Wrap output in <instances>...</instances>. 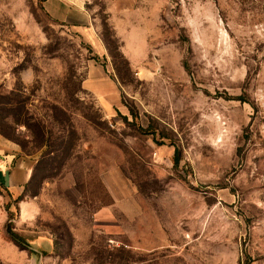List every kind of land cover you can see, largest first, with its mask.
Listing matches in <instances>:
<instances>
[{"label": "rangeland", "instance_id": "rangeland-1", "mask_svg": "<svg viewBox=\"0 0 264 264\" xmlns=\"http://www.w3.org/2000/svg\"><path fill=\"white\" fill-rule=\"evenodd\" d=\"M111 1L85 2L121 52ZM132 2L147 35L118 79L43 0H0V136L32 171L0 183V264H264V0ZM94 63L110 116L82 88Z\"/></svg>", "mask_w": 264, "mask_h": 264}, {"label": "crops", "instance_id": "crops-1", "mask_svg": "<svg viewBox=\"0 0 264 264\" xmlns=\"http://www.w3.org/2000/svg\"><path fill=\"white\" fill-rule=\"evenodd\" d=\"M86 0H43V8L47 15L54 21L66 24L83 39L89 43L94 53L103 58L107 55L105 46L97 32V20L92 16L88 9ZM123 3L118 0H112L106 5V14L108 23L114 31L117 39L123 42L124 47L121 52L128 60L131 68L139 63L143 57L142 52L131 50L125 40L134 38H146L147 35V19L139 17L140 21L135 22V15H143L142 10L134 9V2ZM144 42V43H143ZM141 42L140 47L146 48L145 41ZM127 48V49H126ZM133 55V56H131ZM141 56V57H136ZM83 90L91 94L98 104H100L103 112L107 116L112 115L115 109L121 106V100L118 96V87L113 78L108 75L106 70L96 63L89 66L87 76L82 84ZM11 144L5 142L0 136V183L7 189L17 193L23 191L24 187L29 183L32 171L25 164L17 163V165L9 170L7 164L14 159V150L11 149ZM4 156V161L1 157ZM3 158V157H2ZM7 171V172H6ZM6 172L7 174H4ZM35 250H41L48 255L53 250L51 242H35ZM34 250V251H35Z\"/></svg>", "mask_w": 264, "mask_h": 264}, {"label": "trees", "instance_id": "trees-1", "mask_svg": "<svg viewBox=\"0 0 264 264\" xmlns=\"http://www.w3.org/2000/svg\"><path fill=\"white\" fill-rule=\"evenodd\" d=\"M107 18V17H106ZM108 20V19H107ZM106 22H108V21H106V19H105V23ZM102 25V29H104V31L106 32V28H110V32H111V37L114 39V41L116 42V44L118 43L117 42V38H116V36H115V33H114V31L111 29V27L109 26V24H108V26H107V24H101ZM101 38V40H102V42H103V44H104V46H105V49H106V51H108V53H109V55H110V57H111V59H112V66H113V70H114V73H115V76H117V78L118 79H120L121 78V74H120V70H119V68H118V63L119 64H123V67H124V70L125 71H128V72H130V64H129V62H128V60L124 57V55L120 52V51H117V49L116 48H114V51H112V46H114V43L113 42H111L109 39H107V33H105V35H103L102 37H100ZM91 59H93V60H95V61H97V62H99V59H98V57L97 56H95V55H93L92 56V58ZM102 66L104 67V66H106V61L105 60H103V63H102ZM113 78V77H112ZM0 134L1 135H3L2 134V132H1V130H0ZM4 136V135H3ZM31 179H32V176H31ZM31 179H30V181H29V183L31 182ZM29 183L25 186V187H27L28 185H29ZM4 187V186H3ZM25 187H24V189H23V192H22V194L24 193V190H25ZM21 198V197H20ZM20 198H18L17 200H16V202H20L22 199H20ZM6 236H7V238L11 241V242H13L14 244H16L17 246H20V247H24L25 246V243L23 242V240H22V238H20L19 236H17L16 234H14V233H12L10 230H8L7 229V234H6Z\"/></svg>", "mask_w": 264, "mask_h": 264}]
</instances>
